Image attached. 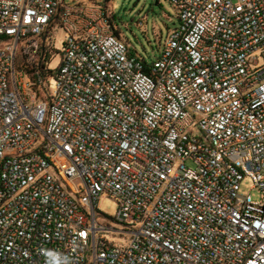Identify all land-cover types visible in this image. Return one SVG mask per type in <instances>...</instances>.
Wrapping results in <instances>:
<instances>
[{
  "label": "built area",
  "instance_id": "2783aa9c",
  "mask_svg": "<svg viewBox=\"0 0 264 264\" xmlns=\"http://www.w3.org/2000/svg\"><path fill=\"white\" fill-rule=\"evenodd\" d=\"M168 1L148 64L107 8L0 0V264H264V0Z\"/></svg>",
  "mask_w": 264,
  "mask_h": 264
},
{
  "label": "rangeland",
  "instance_id": "374dc122",
  "mask_svg": "<svg viewBox=\"0 0 264 264\" xmlns=\"http://www.w3.org/2000/svg\"><path fill=\"white\" fill-rule=\"evenodd\" d=\"M66 6L88 5L107 8L113 28L119 33L123 42L138 58L148 64L156 61L167 38L178 25L177 10L168 0H65ZM63 35L56 33L51 67L58 63V52L61 50ZM4 43L0 42V49ZM188 167L193 164L188 161ZM240 194L250 195L253 201L259 199V192L252 190V183L244 179L240 185ZM100 212L106 217H116L118 206L109 199H100Z\"/></svg>",
  "mask_w": 264,
  "mask_h": 264
},
{
  "label": "trees",
  "instance_id": "16d2710c",
  "mask_svg": "<svg viewBox=\"0 0 264 264\" xmlns=\"http://www.w3.org/2000/svg\"><path fill=\"white\" fill-rule=\"evenodd\" d=\"M111 23V22H110ZM112 25V24H111ZM114 34L116 35V37H118L119 38V33H118V31H116L115 29H114ZM51 56H53V50L52 49H50V51H47L46 52V60H49V58H51ZM50 73H53V71H49ZM33 80H36V78L35 77H33Z\"/></svg>",
  "mask_w": 264,
  "mask_h": 264
}]
</instances>
